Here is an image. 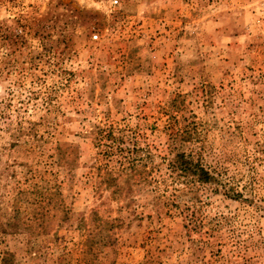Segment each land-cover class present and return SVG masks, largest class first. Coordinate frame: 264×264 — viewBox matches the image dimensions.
Returning a JSON list of instances; mask_svg holds the SVG:
<instances>
[{"label":"rangeland","instance_id":"obj_1","mask_svg":"<svg viewBox=\"0 0 264 264\" xmlns=\"http://www.w3.org/2000/svg\"><path fill=\"white\" fill-rule=\"evenodd\" d=\"M2 257L264 264V0H0Z\"/></svg>","mask_w":264,"mask_h":264},{"label":"trees","instance_id":"obj_2","mask_svg":"<svg viewBox=\"0 0 264 264\" xmlns=\"http://www.w3.org/2000/svg\"><path fill=\"white\" fill-rule=\"evenodd\" d=\"M181 160V164L184 166L185 170H192V174L196 175L197 180L199 181H207L209 179V176L206 171H204L201 167H199L197 164H193L191 161H188L182 157V155L179 157ZM8 256V255H7ZM9 258L8 257H2L0 259V264H6L8 263Z\"/></svg>","mask_w":264,"mask_h":264}]
</instances>
